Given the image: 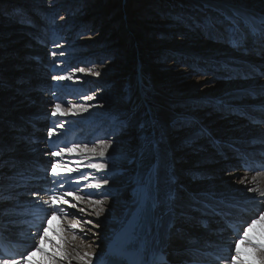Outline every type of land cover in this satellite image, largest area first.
<instances>
[{"label": "bare ground", "instance_id": "obj_1", "mask_svg": "<svg viewBox=\"0 0 264 264\" xmlns=\"http://www.w3.org/2000/svg\"><path fill=\"white\" fill-rule=\"evenodd\" d=\"M215 1L218 4L215 9L224 10V16H227L226 20H231V24H235L236 27L231 29L229 26L227 28V25H223L226 23L221 18L219 21L222 22L221 24L212 25L213 23L209 22L205 30L208 29L210 37L216 29L217 37L220 39L227 36L228 30H231V35L237 32L239 37H248L251 34L250 29L254 31L264 29V0ZM201 4V6L208 5L209 0H202ZM104 12L109 13L108 7ZM120 15L123 17V23L121 26L119 23L120 28H117L115 36L121 35V41L117 44L129 51L130 61L129 66L124 68V72L115 73L117 68H114L112 64L104 67L97 66L102 70L98 78L100 82L107 85L115 83L114 88L116 87V89L111 88V92L106 94L101 91L89 95V88L95 85L90 84L89 88H82V84L77 78H75L76 81L54 79L57 75L67 76L58 74L56 59L65 60V57L70 52L72 53L69 47L58 44V36H49L48 34L45 36L44 31H41L42 35L37 36V43H33L28 48L26 47L32 43L30 42L32 37L28 33H20L23 31H14L2 39L10 41V43L13 42L11 45L14 49V55L10 56L8 61H3L0 64L2 67H9L13 62L14 66L17 65L15 68L19 69L18 64L21 60H27L25 63L31 66L24 71L17 70L15 79L8 77V79L0 81V120L5 121L0 123V223L10 226L7 221L18 218L13 212L14 209L21 212L31 205L40 203L35 199L36 196L32 195L34 189L35 191L40 190L30 184L20 183L29 176L40 175L41 177V175H45L43 172H36L32 165L34 162L38 161L45 165L54 159L64 166L78 168H88L89 162L103 163L107 165L105 169H88L97 178L89 184L101 180V177L108 180V183L101 189L93 190L100 193L107 192V195L101 194L93 197L95 200L103 201L101 206L105 209L104 213L96 218L91 207L85 201L77 208L85 209L83 215L69 216V219H80L82 222L90 219L94 224H99V227L84 224L85 232L77 233L78 239L74 243L79 246L80 251L92 252L94 259L100 256L108 238L114 232H123L124 228H120L121 224L125 220L129 221L136 213L139 205L137 192L150 180H154L156 183L158 205L152 230L139 245L141 253L164 243L167 229L171 221L175 219V226L180 227V230L173 229L167 239L170 250L182 251L196 246L207 250L208 248L225 249L231 245L233 237L223 236L221 231H213L210 226L199 225L196 222L199 212L194 209L201 210L203 207L196 200L220 197L233 199V203L248 200V202L260 205L262 199L264 202V197L259 196L258 193L247 191V188L259 187L264 190V173L257 177L256 183H250L256 173L243 170L240 171L241 175L231 173L226 174L225 176H228L226 178L218 176L216 179L198 182L199 187L194 189L189 188L187 183L179 182L177 174L179 172H188L189 174L190 171V176H192L199 170L190 168L191 164H198L206 169L213 167V165H207L209 160L224 155L223 159H225L228 154H231L233 159H225L228 162L226 164L236 165L238 161L236 151L228 146L229 143L241 148L250 147L264 150V123L252 124L248 122L249 120L246 121L241 116L233 114L229 109L231 106L234 108V105L241 110L244 106L245 112L254 114L257 108L264 106V39L257 42H253V38L249 39L247 47L252 48L255 45L256 51L254 52L233 51L234 53L227 54L225 51L228 45L219 44L212 48V38L208 36L210 38L208 39L203 29L189 31L185 36L186 39H182L181 42L176 41L178 44L169 48L171 51L176 48L181 49L179 52L187 53V57L180 58L174 55L181 64L171 63L169 69L160 71L161 65L155 63V57L159 54L150 53V51L162 52L166 48L163 45H151L145 49L144 33L140 23L136 22L126 9ZM18 28L19 26H15L13 29ZM191 43L197 45L191 46ZM94 51H100V49L91 50V52ZM205 51L211 53L205 54ZM53 52L56 53L55 56L52 55ZM61 52L64 53L62 56ZM212 52H215L217 57ZM149 54H154L153 58H147ZM197 57L206 61V63L201 62L202 65L215 66L216 62H219L225 71H219L222 72L219 73L212 69V66L210 71L218 72L224 77L215 82H211L213 80L208 78L196 79L195 75L198 73L195 70L194 60ZM31 87H34L35 91L30 92ZM50 88L55 89V92L41 91V89L50 90ZM91 91L93 92L92 88ZM114 91L117 94L115 98L118 99V104L112 97ZM29 95H33L36 101L34 100L35 103L28 111L23 112L21 105L26 102ZM87 95L95 98L84 100ZM123 102L130 109V116L127 118H122L119 115ZM56 103L62 104V108L65 105L71 108L72 105L83 104L88 107V111L82 112L79 109H73V112L67 116H62L60 113L53 116L52 112L55 110ZM205 103H209L210 107L202 110L201 106L203 107ZM215 104L220 106L216 107ZM227 104L231 106L225 107L224 105ZM35 107V111L32 112ZM36 113L37 116H35ZM42 113L50 115V117L43 118ZM262 115L264 118V114ZM248 117V115L245 116L246 119ZM55 120H60L64 125L63 128L80 127L83 135V141L79 144L81 148L87 144L88 148H95L98 153L102 150L101 139H104L110 147L103 157L87 152L81 153L79 150L76 153L65 152L61 157H51L50 151L42 142L50 123ZM181 121H186V123H178ZM34 122L38 125L42 124L39 127H43L38 136L40 142L17 145L16 142L21 132L25 131V134L33 135L36 129L32 125ZM188 124L200 128V132L198 133V130L194 132L188 126L185 128V125ZM126 126L130 128L128 134L123 132L119 138L117 137L120 139L117 143L109 142L108 138L104 136V133L110 135L119 130L124 131ZM184 128L182 137H175V133H181ZM32 129L33 133H31ZM92 139H96L95 144L91 143ZM192 140L199 141L193 142L197 146L188 148L189 152L184 154L187 161L183 162V156L174 153L175 148L181 143H188ZM251 141L255 144L251 145ZM201 142L207 144V149L199 153L196 150ZM15 161L17 163L13 168L6 172L8 164ZM244 177L248 179L241 183ZM226 179L229 180L228 182L233 180V183H230L231 185L227 182L224 183ZM16 183L21 184V187L14 188L13 185ZM135 187L137 190L132 193V189ZM6 190L13 192L16 196L7 198L5 195L3 197ZM72 211L73 209H70V212ZM202 217L210 219L208 216ZM52 224L53 228L59 230L61 221L53 220ZM64 224L67 225V221H64ZM195 224L199 227L191 232V227ZM211 224L214 228L223 226L217 218H214ZM68 234L71 235L70 230ZM252 234L255 236L264 234V224H256ZM49 235L54 234L50 232ZM55 239L58 241L59 237H55ZM43 248L45 251L52 250L51 244L47 242L43 244ZM253 251L254 249L250 253ZM42 260L47 261V257L43 253L35 251L31 262L23 261L22 264H39Z\"/></svg>", "mask_w": 264, "mask_h": 264}, {"label": "rangeland", "instance_id": "obj_2", "mask_svg": "<svg viewBox=\"0 0 264 264\" xmlns=\"http://www.w3.org/2000/svg\"><path fill=\"white\" fill-rule=\"evenodd\" d=\"M215 2V0H209V4L205 5V7L201 6L202 0H0V64L5 60L8 61L10 56L14 55V49H12L13 46L11 45L13 42L10 43V41L8 42L7 40H2L4 37L9 36L14 31H23L20 33H28L32 37L30 38V42L32 43H29V45L26 47L28 48L31 47L33 43H37V36H41V31H44L45 36L47 34L49 36H58V44L61 46L63 45V47H69L73 53L72 54L70 52L65 57V60H61L59 58L56 59V66L59 72L58 74L71 75L73 77V80H75V78L79 79L80 83L82 84V88H89L90 84L95 85L94 87L91 86L89 88V95L101 91H104V93L106 94L109 91L111 92L112 89H116V87L114 88L115 83L113 82L107 85L100 82L98 78L100 77L102 70L97 68V66L101 65L100 67H104L108 64H112L114 68H117V71H115V73L118 71L124 72L125 69L129 66V51L123 46L117 44L119 43V41H121V35L118 34L115 36V33L118 30L117 28H120L123 23V17H120V13L124 9H126L129 14H131V16L135 19V21L140 23V25L142 26L145 49L149 48L151 45H163L166 48L162 52H159L157 50L150 51V53L156 52L159 54L155 57V63H159L161 65L160 71H166L170 68L169 66L171 63L181 64L180 60L176 59L175 56H178L180 58L187 57V53L179 52V50L181 49L176 48V50L171 51L169 50V48H173V46H176V44H178L176 41L181 42L182 39H186L185 36H187V33L189 31H197L198 29H203L208 38L210 32L208 31V29L206 31L205 27L209 22H212V25L221 24L222 22H219L221 18V20L223 19L222 21L226 23L223 25H231V23H229V19L226 20L227 18H225L224 16V10L215 9L218 7V4H216ZM221 4L229 5L228 3ZM213 5L214 7H212ZM106 7H108L109 13L104 12ZM202 7H204L205 9L202 10ZM15 26H19V28L13 29ZM216 31L217 29L215 30L214 34L211 35V37L209 36L210 38H212V48L219 46V44L228 45V48L225 51L227 54H232L234 53L233 51L243 52L233 49L232 46L227 43V41L218 38ZM229 31L230 30H228V32ZM190 45L193 46L197 44L191 43ZM96 48L100 49V51L91 52V50L93 51ZM204 53L210 54L211 52L205 51ZM212 53L217 57V54L215 52ZM153 55L154 54H149L147 58H153ZM26 61L27 60H21L19 62V69L15 68V66L17 65L14 66L13 62H9V67H2L0 65V81H4L8 79V77L11 79H15L17 70L24 71V69L27 70L28 68H30L31 65L26 64ZM194 62L196 65L195 70L198 73L197 75H195L196 79L208 78L209 80H213L211 82H215L216 80L222 79V77H224V75L218 74L219 71H225V69L220 65L219 62L216 63L220 67L211 64L202 65L201 62L206 63V61H203V59L199 57H197ZM211 66L212 69L218 72L212 73V71H210ZM78 68H84L85 72L80 73L79 71H77ZM97 72L99 73L98 76L95 75V73ZM91 88L93 92L91 91ZM29 91H35V88L31 87ZM116 95L117 94L114 91V95L112 97L115 98ZM34 100L35 99L33 95H29V97L26 99V102H23V105H21V110L23 112L28 111V109L32 107L33 103H35ZM115 100V103L118 104V99L115 98ZM69 107L70 106L65 105L62 108V112L64 111V109H69ZM121 107L122 111H120L119 115L122 118L129 117V106L123 102ZM206 107H210V104L205 103L203 107L201 106V109H206ZM35 109L36 107L32 110V112H34ZM217 111L219 112V110ZM235 115L241 116L246 121L249 120L246 119L243 115ZM42 117L48 118L50 117V115L42 113ZM1 122L4 123L5 121L1 119L0 123ZM248 122L252 124H260L250 120ZM178 123L184 124L186 123V121H181ZM40 125L42 124L39 123V126ZM187 126L192 128L194 132H197V130L198 133L200 132V128L196 127L195 125L191 126V124H188L185 125V128ZM185 128L181 131V133H175V137H182ZM33 129L31 133H33ZM129 129L130 128L126 126L124 127V131L119 130L116 133H111L107 137L108 141L113 143L119 142L120 139L118 138L123 134V132H125V134H128ZM41 130H43L42 126L39 129H35L33 135H30V133L25 134V131L21 132V135L16 142L17 145L21 146L23 145V143H25V145L39 143L37 142V140H32V136H39V132ZM196 141L192 140L188 143H181L177 148H175L174 153L183 156V162H186L187 159L184 157V154L189 152L187 151L189 147L192 148L194 146H197L196 144H193V142ZM201 143L198 145L196 152L201 153L207 149V144L205 142L202 144ZM42 144L44 145V142H42ZM226 156L227 158L225 159L227 160L233 159V157H231V154H228ZM224 157L225 155L219 156V158L217 159L215 158L209 160L207 162V165H213V167H207L206 169L202 168L201 165L191 164L190 168L192 167L199 171L192 174V176H190V171L189 174L188 172H179L177 174V179L181 183H187L189 188L194 189L199 187V185L197 184L198 182H205L206 180L216 179L218 176L226 178L228 176L225 175L231 173H233L234 175H241L242 173L240 171L243 170L240 169L238 165L226 164L228 162L227 160L223 159ZM16 163L17 162L15 161L14 163L8 164V166L6 167V172L11 170ZM228 181L229 180L226 179L224 183L227 182V184L229 185L233 183V180H231L230 182ZM13 186H15L14 188H20L21 184L16 183ZM29 189L31 191V188ZM15 196L16 195H13V197ZM191 229H194V227L192 226Z\"/></svg>", "mask_w": 264, "mask_h": 264}, {"label": "snow or ice", "instance_id": "obj_3", "mask_svg": "<svg viewBox=\"0 0 264 264\" xmlns=\"http://www.w3.org/2000/svg\"><path fill=\"white\" fill-rule=\"evenodd\" d=\"M64 53L61 52L62 56ZM53 56L56 55L55 52L52 53ZM77 71L84 73V68H78ZM99 75V73H95ZM56 80H72L71 75L54 77ZM94 96H85L84 100H93ZM62 104L56 103L55 110L52 115L55 116L60 113L62 116H67L73 109H79L82 112H87L88 107L83 104L72 105L69 109H64L61 112ZM74 114V113H73ZM63 123H58L52 127L48 132V136L52 137L56 131L57 127L63 128ZM102 150L97 153L95 148H88L87 144L83 148L79 144L73 143L70 147L65 145V147L60 148L58 151H51L49 155L51 157H61L63 153H76L79 150L81 153L87 152L93 155H98L103 157L107 152L110 145L105 142L104 139L100 140ZM90 169L101 170L107 167L103 163H91L87 164ZM50 175L52 179L49 181L53 187L41 189L43 193L48 196V199H43L41 197V203L38 204L40 209L37 214V224L36 229L39 235L38 241L34 237V243L32 248L28 249L26 252L22 253V260L31 262V257L33 255V249L37 252L43 253L47 257V261H40L39 264H93L94 254L92 252H82L79 250V246L74 242L77 241V233H84L86 225H92L93 227H99V224H94L93 220L81 221L80 219H69V216H78L80 213L84 212L83 207L79 208L78 212L70 213V209H77L79 204L87 201V204L91 207L92 212L96 218H99L105 211L101 206L103 204L102 200L93 199L96 195H107V192L100 193L98 191L108 183L107 178L101 177L94 183H85L90 179L89 175L80 170L78 167L64 166L59 161L52 163L49 162ZM78 173V176H73L72 174ZM262 173L257 170L256 176L252 177L250 183H256L257 177ZM248 178L244 177L241 183H244ZM83 194H80L81 190ZM40 191H34L32 195L40 196ZM247 191L258 193L259 196L264 197V190L259 187L247 188ZM75 201V202H73ZM59 219L61 225L59 230L53 228V220ZM67 221V225L64 224ZM246 227L241 226L237 230L236 241H234L229 246V252L224 260L226 264H264V234L259 236L253 235V228L256 224H264V209H262L256 216L250 217L246 222ZM69 230L71 235H69ZM90 231V229H89ZM52 232L54 235L50 236L49 233ZM242 233V237L239 235ZM55 237H59L57 241ZM47 242L52 246L51 251H45L43 244ZM240 242L254 249L252 253L245 252L241 249ZM89 247L91 245H88ZM234 250V254H233ZM0 264H22L21 260L15 258L10 259H0Z\"/></svg>", "mask_w": 264, "mask_h": 264}, {"label": "water", "instance_id": "obj_4", "mask_svg": "<svg viewBox=\"0 0 264 264\" xmlns=\"http://www.w3.org/2000/svg\"><path fill=\"white\" fill-rule=\"evenodd\" d=\"M37 115H38V114L36 113L35 116H37ZM33 118H36V117H33ZM184 258H186V256H185Z\"/></svg>", "mask_w": 264, "mask_h": 264}]
</instances>
